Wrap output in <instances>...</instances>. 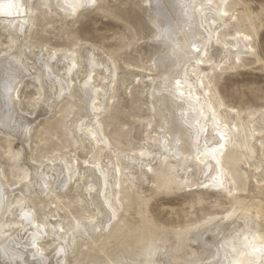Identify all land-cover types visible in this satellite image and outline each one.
Instances as JSON below:
<instances>
[{
	"label": "bare ground",
	"instance_id": "obj_1",
	"mask_svg": "<svg viewBox=\"0 0 264 264\" xmlns=\"http://www.w3.org/2000/svg\"><path fill=\"white\" fill-rule=\"evenodd\" d=\"M78 2L0 0L9 42L0 50V141L14 180L0 163V248L24 264H264L254 251L264 249V104L231 105L214 82L261 61L257 15L242 0H95L73 12ZM93 11L126 21L129 41L106 49L76 38ZM49 112L67 150L27 152L32 124ZM217 176L223 187L213 186ZM209 189L228 204L221 213L179 227L127 218L132 206L147 214L153 195L205 203ZM92 222L99 231L83 227Z\"/></svg>",
	"mask_w": 264,
	"mask_h": 264
},
{
	"label": "rangeland",
	"instance_id": "obj_2",
	"mask_svg": "<svg viewBox=\"0 0 264 264\" xmlns=\"http://www.w3.org/2000/svg\"><path fill=\"white\" fill-rule=\"evenodd\" d=\"M242 2L257 15L256 45L261 61L253 62V60H250L246 69L226 71L219 75L214 82L218 93L227 103L254 110V108L264 104V0H242ZM111 13L105 14V16L103 13H95L94 11L84 13V16L82 15V19L74 28L77 35L75 37L82 38V41L96 43L106 49H114L126 44L131 38L132 30L126 21ZM40 23L38 20L37 30H39ZM37 30L34 31L31 41L40 44V33ZM70 40L63 38L61 41L68 44ZM59 42L50 40L48 44L56 45ZM8 43L6 32L0 28V50L4 49ZM22 91L28 95L32 88H22ZM26 97H29V95ZM26 97L22 96L23 103L20 107L23 109L24 115L29 119H34L37 113L33 112L32 105L28 103L33 102ZM54 114L49 112L35 119L30 131L31 138L24 144L27 152L32 150L37 156H50L59 151L67 150L68 142L62 133V127L59 124L60 118L57 114L56 117H52ZM68 119H70V116ZM4 146L5 143L0 141V163L3 164L2 167L5 169L7 178L12 183L14 180L10 172L9 161L4 152L6 150ZM213 192L209 189L201 193L206 201L205 203L192 202L190 193L164 192L156 196L153 195L149 199L148 205L143 206V209L148 210L147 214L142 215L136 206H132L127 218L134 226L138 224L149 225L148 221H153L155 225L159 224L165 227L184 226L187 222H192L194 219L201 217L203 211L212 210L221 213L228 206L223 199ZM145 216H148L147 221Z\"/></svg>",
	"mask_w": 264,
	"mask_h": 264
},
{
	"label": "snow or ice",
	"instance_id": "obj_3",
	"mask_svg": "<svg viewBox=\"0 0 264 264\" xmlns=\"http://www.w3.org/2000/svg\"><path fill=\"white\" fill-rule=\"evenodd\" d=\"M94 4H95V0H79L78 3H74V4L70 5V7H71L72 11L75 12L77 9H81L84 7H91ZM8 7L11 8L12 5L10 4V5H8ZM3 8H4V6L0 5V10H3ZM164 37H166V34L162 33V36L158 37V39L164 38ZM192 49H193V52L195 55H200V49L195 44H193ZM196 63L199 64V63H202V61L198 60V61H196ZM177 85L178 86L180 85V81H177ZM10 91H11V88H9V92ZM226 133H227V129L225 128L224 132L221 134V137H220L222 141L226 139ZM223 147H224V145L221 144L219 146V149H216V148L212 149L213 159H216L215 153L217 151H219L220 149H222ZM143 155L144 154L141 153V156H143ZM217 164H219V161H217ZM150 170L151 169H149V171ZM213 179L216 182L213 186H219V187L224 186L222 176H217V177H214ZM113 215H114V210H113ZM78 227H79V225H78ZM83 227L85 229H88L89 231H91V230L99 231L100 230L99 228H96L95 222H92L90 224H84ZM101 227H103V225ZM39 239H40V233H39V229H37V232L33 233L32 238H31V246L33 248H36V244L39 241ZM60 251L63 252L65 250L63 248H61ZM254 251L264 252V249H254ZM41 255H42V253H41ZM0 258H2L3 264H24L23 258L19 255H16L14 251L9 252L7 246L0 248Z\"/></svg>",
	"mask_w": 264,
	"mask_h": 264
}]
</instances>
